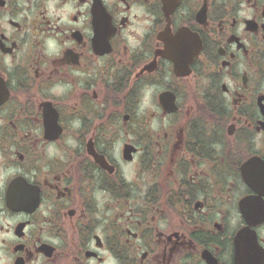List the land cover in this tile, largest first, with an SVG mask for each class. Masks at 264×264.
<instances>
[{
    "label": "flooded vegetation",
    "instance_id": "1",
    "mask_svg": "<svg viewBox=\"0 0 264 264\" xmlns=\"http://www.w3.org/2000/svg\"><path fill=\"white\" fill-rule=\"evenodd\" d=\"M0 264H264V0H0Z\"/></svg>",
    "mask_w": 264,
    "mask_h": 264
}]
</instances>
